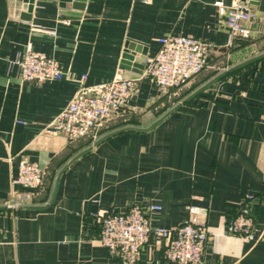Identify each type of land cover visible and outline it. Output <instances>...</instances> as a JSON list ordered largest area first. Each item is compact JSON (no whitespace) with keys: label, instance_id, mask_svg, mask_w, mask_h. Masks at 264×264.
Returning a JSON list of instances; mask_svg holds the SVG:
<instances>
[{"label":"crops","instance_id":"1","mask_svg":"<svg viewBox=\"0 0 264 264\" xmlns=\"http://www.w3.org/2000/svg\"><path fill=\"white\" fill-rule=\"evenodd\" d=\"M218 2L229 9L238 0H78L80 8L35 0L30 20L0 0V264H122L100 242V217L135 203L167 229L190 206L206 209L204 264H264V23L245 24L250 38L232 36ZM250 8L264 17V0ZM170 35L211 50L208 67L182 88L151 83L145 63L123 67L125 55L154 57ZM29 46L65 78L22 81L12 63ZM83 76L89 86L141 81L121 114L71 141L48 128ZM21 158L43 168L39 189L14 192ZM26 191L29 203L8 207ZM249 195L256 242L229 233ZM164 250L150 236L139 264H168Z\"/></svg>","mask_w":264,"mask_h":264},{"label":"built area","instance_id":"2","mask_svg":"<svg viewBox=\"0 0 264 264\" xmlns=\"http://www.w3.org/2000/svg\"><path fill=\"white\" fill-rule=\"evenodd\" d=\"M252 0H238L236 6L226 9L222 2L216 5L226 15V26L231 35L250 38L252 30L246 23L254 24L260 17L251 9ZM160 50L146 59L144 77L163 90H177L200 74L209 65L208 44L189 36L160 38ZM24 82L62 80L65 73L59 63L29 46L12 63ZM86 76L78 81V89L69 104L49 126L50 133L65 134L71 141L80 140L100 128L114 115L121 114L138 91L141 79L119 76L112 81L87 85ZM43 168L37 163L21 158L12 180L15 187L34 191L42 186ZM29 191L16 194L8 207L17 208L31 200ZM253 196H247L231 217L229 233L247 242H256V220L252 213ZM159 210V207H151ZM206 209L190 206L186 221L174 228L153 227L146 210L132 204L126 213H105L100 217L101 244L122 264H139L142 251L150 236L164 240V256L168 264H204L205 251L211 232L206 225Z\"/></svg>","mask_w":264,"mask_h":264},{"label":"water","instance_id":"3","mask_svg":"<svg viewBox=\"0 0 264 264\" xmlns=\"http://www.w3.org/2000/svg\"><path fill=\"white\" fill-rule=\"evenodd\" d=\"M61 2V5L67 6L68 8H80L82 7L80 4H78V0H59ZM258 0H252L251 4L254 5ZM35 0H10V6L13 9V13L17 16L21 15L22 19L25 20H30L31 18V13L33 10V5H34ZM20 10L23 11L22 14H20ZM264 23V21L262 22ZM145 58H134L132 60L131 56L125 55L124 60L122 61V65L124 68H139L143 69V63H145ZM133 61H135L133 64Z\"/></svg>","mask_w":264,"mask_h":264}]
</instances>
